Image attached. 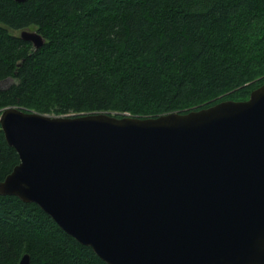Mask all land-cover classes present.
Masks as SVG:
<instances>
[{"label": "water", "instance_id": "95a60500", "mask_svg": "<svg viewBox=\"0 0 264 264\" xmlns=\"http://www.w3.org/2000/svg\"><path fill=\"white\" fill-rule=\"evenodd\" d=\"M0 125L20 157L0 196L37 205L106 264H264V85L188 114L7 108Z\"/></svg>", "mask_w": 264, "mask_h": 264}, {"label": "trees", "instance_id": "16d2710c", "mask_svg": "<svg viewBox=\"0 0 264 264\" xmlns=\"http://www.w3.org/2000/svg\"><path fill=\"white\" fill-rule=\"evenodd\" d=\"M46 40L39 50L18 33ZM0 114L140 119L264 85V0H0ZM20 164L0 125V182ZM106 264L37 205L0 196V264Z\"/></svg>", "mask_w": 264, "mask_h": 264}, {"label": "rangeland", "instance_id": "374dc122", "mask_svg": "<svg viewBox=\"0 0 264 264\" xmlns=\"http://www.w3.org/2000/svg\"><path fill=\"white\" fill-rule=\"evenodd\" d=\"M32 31H34V30H32ZM21 32H19L18 33V35L20 34ZM14 83V81L13 80H7V81H5V82H1L0 83V89H7V88H9L12 84ZM23 110V109H22ZM25 112H29V113H35V112H31L30 110H24ZM91 114H95V113H91ZM97 114V113H96ZM98 114H100V113H98ZM107 114H109V113H107ZM83 115H87V114H83ZM110 115H115L116 116V114H110ZM48 116H50V115H48ZM67 116H72V115H67ZM74 116V115H73ZM55 117H57V116H55ZM61 117H63V116H61ZM118 117V116H117ZM122 117H131V118H140V117H136V116H132L131 114H129V113H127L126 115H123V116H121L120 118H122ZM145 119V118H144Z\"/></svg>", "mask_w": 264, "mask_h": 264}]
</instances>
